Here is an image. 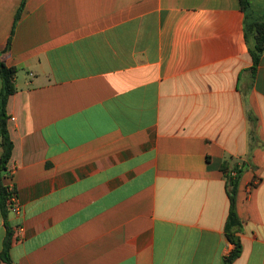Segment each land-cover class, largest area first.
<instances>
[{"label": "crops", "instance_id": "obj_1", "mask_svg": "<svg viewBox=\"0 0 264 264\" xmlns=\"http://www.w3.org/2000/svg\"><path fill=\"white\" fill-rule=\"evenodd\" d=\"M22 2L0 0L12 264H224L225 168L233 264H264V56L252 73L239 0H27L14 29ZM7 230L0 206V255Z\"/></svg>", "mask_w": 264, "mask_h": 264}, {"label": "trees", "instance_id": "obj_2", "mask_svg": "<svg viewBox=\"0 0 264 264\" xmlns=\"http://www.w3.org/2000/svg\"><path fill=\"white\" fill-rule=\"evenodd\" d=\"M27 0H23L19 9L15 25L19 21ZM241 9L245 14L244 32L249 52L253 59L252 73H256L263 60L264 56V15H258L252 8L249 0H239ZM14 34V30H13ZM12 43V38L8 42V47ZM18 73V68L8 67L0 55V76L2 80V89L0 92V147L2 155L0 157V173L7 170V166L12 159L14 144L9 132L8 122L9 115L7 111L9 99L17 92L15 86V78ZM227 181V192L230 201L229 215L225 225V235L227 240L234 245V250L225 258L224 264H233L242 253V244L239 234L243 229V221L240 219L237 211V194L243 169L235 168L228 171L223 169ZM8 198L9 189L4 187L0 180V206L7 225V238L4 244L3 251L0 255L2 262L12 264L10 252L14 241V231L8 223Z\"/></svg>", "mask_w": 264, "mask_h": 264}, {"label": "built area", "instance_id": "obj_3", "mask_svg": "<svg viewBox=\"0 0 264 264\" xmlns=\"http://www.w3.org/2000/svg\"><path fill=\"white\" fill-rule=\"evenodd\" d=\"M8 189H9V198H8L9 211L13 214L18 215L22 212V208L19 203L17 190L15 189V187H10Z\"/></svg>", "mask_w": 264, "mask_h": 264}]
</instances>
